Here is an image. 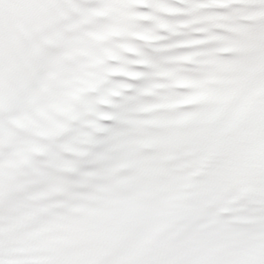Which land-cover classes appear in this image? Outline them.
Listing matches in <instances>:
<instances>
[{"label": "snow or ice", "instance_id": "6c2138e0", "mask_svg": "<svg viewBox=\"0 0 264 264\" xmlns=\"http://www.w3.org/2000/svg\"><path fill=\"white\" fill-rule=\"evenodd\" d=\"M0 264H264V0H0Z\"/></svg>", "mask_w": 264, "mask_h": 264}]
</instances>
